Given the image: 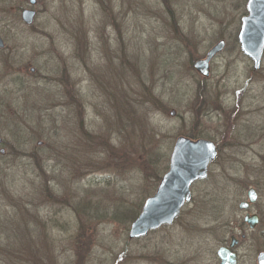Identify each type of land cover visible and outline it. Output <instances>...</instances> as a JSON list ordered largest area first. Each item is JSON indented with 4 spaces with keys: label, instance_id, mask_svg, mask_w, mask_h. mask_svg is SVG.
Returning a JSON list of instances; mask_svg holds the SVG:
<instances>
[{
    "label": "rangeland",
    "instance_id": "374dc122",
    "mask_svg": "<svg viewBox=\"0 0 264 264\" xmlns=\"http://www.w3.org/2000/svg\"><path fill=\"white\" fill-rule=\"evenodd\" d=\"M246 1L0 0V264H218L244 196L220 182L221 164L172 224L128 229L181 134L218 141L233 178L264 179V137L259 157L228 147L247 141L240 125L264 134V51L254 70L237 39ZM221 39L201 75L194 61ZM85 44L83 67L71 53ZM263 236L264 214L238 264H255Z\"/></svg>",
    "mask_w": 264,
    "mask_h": 264
},
{
    "label": "water",
    "instance_id": "95a60500",
    "mask_svg": "<svg viewBox=\"0 0 264 264\" xmlns=\"http://www.w3.org/2000/svg\"><path fill=\"white\" fill-rule=\"evenodd\" d=\"M28 1L30 5L36 2ZM246 11L241 18L237 39L240 50L251 59L253 69L257 70L264 51V0H247ZM35 15L36 10L33 8H23L20 13L21 20L26 25L33 23ZM3 46L4 42L0 37V48ZM224 47L223 39L216 42L204 58L194 61L195 70L208 76L210 61ZM4 153L5 149L0 148V154ZM216 153L215 145L211 141L188 143L179 136L173 145L167 171L161 177L155 192L144 200L139 214L130 223L128 239L140 238L151 230L172 224L183 205L191 200V184L206 176L207 167L216 157ZM255 221L256 219L247 220L249 223ZM217 255L220 258L218 264H237L236 253L227 247H220ZM258 264H264V252L258 255Z\"/></svg>",
    "mask_w": 264,
    "mask_h": 264
},
{
    "label": "flooded vegetation",
    "instance_id": "af4514ba",
    "mask_svg": "<svg viewBox=\"0 0 264 264\" xmlns=\"http://www.w3.org/2000/svg\"><path fill=\"white\" fill-rule=\"evenodd\" d=\"M240 23H241V21H240ZM238 44H239V42H238ZM88 52H89V48H88V46H86V44L84 47L73 45L71 54H72V57L75 58V60H77V62L80 61L79 64H82V66L85 67L84 65L86 64V62L84 61V59L86 57V54H88ZM202 58H204V57H201L198 59H202ZM73 91H72V94H73ZM74 96H75V94H74ZM76 101H78V100L76 99ZM69 106L71 108H73V111H74V108L77 107L76 102L74 103L72 101H70ZM240 126L236 127V129L240 130L238 136L246 137L247 141L244 143H242L240 141L239 142L235 141V142L231 143L228 146L229 148L233 147L231 152H233V151L234 152H233V154L230 152L231 156H234L236 152L239 153L240 154L239 157H242V158L249 156V155H253V156L256 155L257 152L255 151V145L257 143H260L261 139H263V137H264V134L262 132L263 130H261L258 134L255 131L252 132L250 128H248L247 131H245L244 130L245 127H240ZM199 132L200 133H197L195 135H193L192 133H191V135L187 134V133L181 134L180 137L184 142H188V143L199 142V141H204V140L211 141L215 145L217 153H216V157L213 159V161L207 167L206 176L194 181L191 184L190 190H192V186H194V184L199 183V182H203L209 178V176L211 175V172L213 171L212 169H210V167L212 165L219 166V164H221V167H219V169L214 170V171H218L220 173L219 174L220 182L222 181V183H224L225 186L233 184L239 190L244 192V196L241 199H239V201L237 203V209L243 213L242 223H241V227H240V233L239 234H230V236L228 238V243H222L218 247V249L220 247H227V248L233 250L236 253L237 264H238L239 257H238L237 250H238L239 243L242 240H245L247 238L248 232L250 233V232L256 230L261 225V223L263 221V214L264 213L261 210H256L255 205L260 199V187L259 186L264 184V179L259 178V180L256 179L255 181H252V183H244V182L248 181L247 177H246V180L242 176H235L233 178L232 175H230V173L228 171L230 159L228 157L227 158L224 157L223 161L220 162L223 146H221L218 143V141L205 137V135L202 133V131H199ZM256 156L259 157L260 155L257 154ZM231 159L234 160L232 157H231ZM260 160H259V163L262 165L264 163V156L262 158H260ZM227 162H228V164H227ZM240 162H242L241 159L239 160V163ZM241 167L243 168L244 172H246L249 169V168H247L248 165L245 164L244 162L241 163ZM222 188L224 190L225 187L223 186ZM223 190H221V191H223ZM191 194H192V192H191ZM254 219H256V221L254 223L247 222V220L252 221ZM262 247L263 248L256 250L255 264H258V255L260 253L264 252V245ZM218 249H217V251H218ZM217 251H216V253H217ZM217 258H218V263H219L220 258L218 255H217Z\"/></svg>",
    "mask_w": 264,
    "mask_h": 264
}]
</instances>
